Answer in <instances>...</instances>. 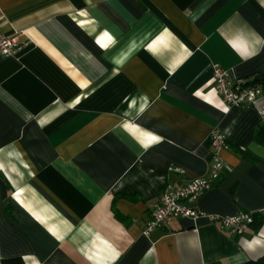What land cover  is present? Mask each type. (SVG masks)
<instances>
[{"label": "crops", "instance_id": "1", "mask_svg": "<svg viewBox=\"0 0 264 264\" xmlns=\"http://www.w3.org/2000/svg\"><path fill=\"white\" fill-rule=\"evenodd\" d=\"M0 264H238L264 255L211 214L264 210V0H0ZM258 79L231 106L213 65ZM224 169L143 230L168 184ZM172 166H178V171Z\"/></svg>", "mask_w": 264, "mask_h": 264}, {"label": "built area", "instance_id": "2", "mask_svg": "<svg viewBox=\"0 0 264 264\" xmlns=\"http://www.w3.org/2000/svg\"><path fill=\"white\" fill-rule=\"evenodd\" d=\"M17 47L15 36L0 32V53L11 54ZM213 86L223 102L231 106L253 104L262 92L260 84L245 83V78L232 76L228 69L219 64L213 65ZM213 147L212 157L207 173L189 178L180 184H168L162 191L159 201L154 206L143 230L148 234L156 226H161L175 217H197L202 212L191 202L208 189L220 172L225 168L219 150L225 145L224 135L217 129L210 133ZM172 168L182 171L178 166ZM210 219L222 230L232 234H243L251 224V212L239 210L234 213L211 214Z\"/></svg>", "mask_w": 264, "mask_h": 264}, {"label": "trees", "instance_id": "3", "mask_svg": "<svg viewBox=\"0 0 264 264\" xmlns=\"http://www.w3.org/2000/svg\"><path fill=\"white\" fill-rule=\"evenodd\" d=\"M256 80H258V79H250V80L246 79L245 83L246 84H248V83L257 84L256 82H259V81H256ZM257 138L260 142H264V131H259L257 133ZM251 216H252V221H251L250 226H252V228L254 230H257L260 227V225L262 223H264V210L251 212ZM238 264H264V255H261L259 257L254 258V259H249L247 261H244V262L238 263Z\"/></svg>", "mask_w": 264, "mask_h": 264}]
</instances>
